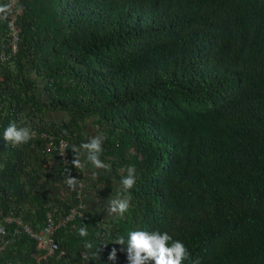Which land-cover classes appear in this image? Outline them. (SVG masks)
Segmentation results:
<instances>
[{
	"label": "trees",
	"instance_id": "16d2710c",
	"mask_svg": "<svg viewBox=\"0 0 264 264\" xmlns=\"http://www.w3.org/2000/svg\"><path fill=\"white\" fill-rule=\"evenodd\" d=\"M7 2L0 0V53L8 52ZM18 6V49L0 64V222L12 216L40 231L48 213L66 216L74 195L70 202L45 189L50 144L68 142V168L82 176L71 146L86 142L92 118L95 133L107 137L101 159L117 180L134 166L137 182L124 218L85 212L57 229L60 258H44L19 234L0 264H127V245L113 242H127L132 231L181 241L191 254L183 264H264V0ZM47 112L66 118L56 122ZM11 123L35 136L6 147ZM94 252L98 258L83 259Z\"/></svg>",
	"mask_w": 264,
	"mask_h": 264
},
{
	"label": "clouds",
	"instance_id": "9594fccd",
	"mask_svg": "<svg viewBox=\"0 0 264 264\" xmlns=\"http://www.w3.org/2000/svg\"><path fill=\"white\" fill-rule=\"evenodd\" d=\"M34 136L35 132L30 127H17L15 123H11L4 130L3 141L6 147L15 149L20 145L28 143ZM106 138L107 137L103 133L92 134L89 136L87 142L81 143L79 146L72 145L71 151L74 154L72 166L76 170H87L86 176L90 174V179H97L98 176L108 175L112 169L111 165L105 163L101 159V155L104 151L103 143ZM66 149H68V145L62 142L61 151L63 154ZM65 171L67 176L66 180L65 176L61 175L60 166L59 174L61 179L63 177L64 180H62V183L66 185L68 190L78 191L84 186L85 181L72 177L67 169ZM125 171L126 175L119 179L114 190L117 193L116 196H111L106 202L104 211H106L109 218H124L131 207L130 190L137 182V174L134 166H128ZM81 178L83 177L81 176ZM85 189L86 184L82 199L84 198ZM76 203L77 201L75 199L72 207H74ZM85 212L88 213L86 209ZM78 233L81 238L87 237L88 226L82 225L78 229ZM113 243L117 245H127V264H183V262L188 260L191 256L185 245L179 240H173L167 232L132 231L128 233L127 242L123 236H120ZM87 248L91 249L92 245L88 244ZM116 256V249H113L109 255V260L115 261ZM96 258H98V255L95 252L91 255L86 253L83 256V259L88 262Z\"/></svg>",
	"mask_w": 264,
	"mask_h": 264
},
{
	"label": "built area",
	"instance_id": "2783aa9c",
	"mask_svg": "<svg viewBox=\"0 0 264 264\" xmlns=\"http://www.w3.org/2000/svg\"><path fill=\"white\" fill-rule=\"evenodd\" d=\"M19 0H8L7 4L4 7V12L6 13L7 27L9 31V41L7 50L8 52L0 53V64L7 62L11 56L16 54L18 49V31L16 28L17 16L19 13ZM51 139V138H49ZM64 142L68 145V142L60 140L57 145H54L52 142L50 144V149L56 155L58 161L61 163V175L66 176V169L71 173V176L83 180L77 171H72L68 168L70 162L69 150L66 149L64 154L61 151V143ZM84 186L78 191H74V197L77 201L74 207H72L69 212L58 221H55L51 214H47V222L40 231H35L30 226L24 224L20 219L14 218L12 216H7L0 222V238L2 239V244L0 245V255L4 251L5 247L12 241V238L19 234H25L30 239H32L37 248L45 251L46 257H51L56 255L58 257L62 256V252H59L58 244L54 239L55 231L59 228L67 227L69 223L75 221V219H86L85 216V206L82 204V197ZM8 225L14 226L13 233L10 237L9 233L6 230Z\"/></svg>",
	"mask_w": 264,
	"mask_h": 264
},
{
	"label": "crops",
	"instance_id": "0c3cea01",
	"mask_svg": "<svg viewBox=\"0 0 264 264\" xmlns=\"http://www.w3.org/2000/svg\"><path fill=\"white\" fill-rule=\"evenodd\" d=\"M45 117L47 119L56 121L51 117V113L49 112L45 114ZM84 134L86 135V142H87L90 135L96 134L95 126L92 125L91 132L84 131ZM86 171L87 170H85L82 175L86 184V189H85L84 198L82 199V204L85 206V209L87 210L89 215L102 220L112 219L108 217L104 209L106 207L107 200L111 196H116L117 193L116 194L109 193L105 184L103 183L102 178H106L107 180L112 182L113 190H115L119 180L116 179L112 171H110L108 175L98 176L97 179H90V174L86 176ZM59 172H60V162L58 161L55 155H52L50 171L46 178L47 180L45 186L46 193L51 197L65 198L67 201L72 202L71 199L73 198L74 191L68 190L66 185L62 183V179ZM113 219H121V218L113 217Z\"/></svg>",
	"mask_w": 264,
	"mask_h": 264
},
{
	"label": "rangeland",
	"instance_id": "374dc122",
	"mask_svg": "<svg viewBox=\"0 0 264 264\" xmlns=\"http://www.w3.org/2000/svg\"><path fill=\"white\" fill-rule=\"evenodd\" d=\"M51 117L56 120L57 122H61L63 118H66V114L63 113V112H55L53 114H51ZM93 119V118H92ZM92 119H90L88 121V124L86 126V129L84 130L85 132L88 131V132H91V128H92ZM113 219V218H112ZM122 219V218H121Z\"/></svg>",
	"mask_w": 264,
	"mask_h": 264
}]
</instances>
